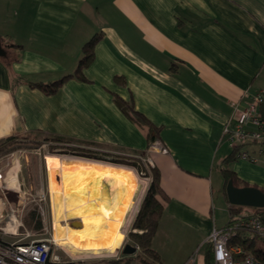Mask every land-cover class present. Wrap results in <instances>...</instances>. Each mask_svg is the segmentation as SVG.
<instances>
[{
  "label": "crops",
  "instance_id": "1",
  "mask_svg": "<svg viewBox=\"0 0 264 264\" xmlns=\"http://www.w3.org/2000/svg\"><path fill=\"white\" fill-rule=\"evenodd\" d=\"M93 36L98 41L84 80L70 77L51 95L33 87L72 75ZM0 39V141L43 136L70 147L148 157L165 197L151 249L161 264H207V237L229 221V213L224 225L215 220V182L227 212L230 207L222 169L234 173L237 187L264 192V164L225 163L233 147L223 136L231 103L242 108L264 89V0H0ZM116 98L158 128L155 140L167 154L151 149L148 127L132 121ZM61 155L42 153L45 170L37 181L46 178L48 193V174L57 191L59 168L75 173L82 160L97 162ZM110 165L141 181L135 169ZM0 175V201L9 191L20 193L17 174L18 189L6 182L9 191L2 189L7 176ZM32 191L39 196L41 189ZM144 191L138 202L132 196L125 234ZM95 205L77 213L85 218ZM125 234H118L122 241Z\"/></svg>",
  "mask_w": 264,
  "mask_h": 264
},
{
  "label": "rangeland",
  "instance_id": "2",
  "mask_svg": "<svg viewBox=\"0 0 264 264\" xmlns=\"http://www.w3.org/2000/svg\"><path fill=\"white\" fill-rule=\"evenodd\" d=\"M68 145L70 144L46 140L43 136L35 137V139H29L27 137L14 138L13 143L10 145L11 147L8 150H3L0 152V173L2 174L4 179L5 176H7L8 178L7 181H4L2 179V189H6L5 183L7 182L8 185L9 177L16 174L19 180V184L22 188V190L18 194L14 193V191H9L6 189L7 191H9V194L2 197V201H0V243L5 242L12 244L53 237L52 200H58L60 190L56 191L54 189V182H52L49 186V180L52 181V176L50 174H48V187L52 188L53 191H49V193L47 191L46 178L43 180H39V182L37 181V178L40 176L42 168L43 170H45L44 163H42L44 161L42 158V153L48 152L49 154H52L50 153L51 148H56L54 149V151H59V148L63 146L67 147ZM39 152L41 153L40 155L38 154ZM53 154L57 155V153ZM129 167L134 169L136 166ZM136 174H138V172ZM137 177L141 181H144L143 176H140L138 174ZM141 181L138 182L139 186L133 195V198L136 202L140 200L143 189H145L146 182ZM42 184L44 186H42ZM214 185V206L216 213V218L215 215L214 218L218 225H224L228 219L227 207L223 202H221L222 194L220 188L218 187L219 183L215 182ZM38 188L41 189L39 196L33 194V191L32 193L29 192V189ZM94 203L95 202L93 201L91 202L81 198L75 203V208L79 211H89ZM134 209L135 207H132V210L127 214L124 229L122 233H120L121 235L125 234L128 224L133 217ZM98 217L99 214H96L80 219L82 221V226L91 225V223H93ZM75 218L76 217H74L73 219H68L67 222L61 221L59 223L61 230L58 237L64 236L66 227H69L70 221L74 220ZM13 219L17 224L15 235H13V233L10 231L5 230L8 224H10L9 222H11V220ZM65 225L67 226L65 227ZM130 231L131 228L129 227L125 240L123 239L117 252L112 256H107V254L101 256L86 255L79 258H73L61 247L59 249L55 248L53 251L61 258L63 262L69 261L70 257L74 260H78L75 261L74 264H142V262H140V259H145L146 262H150V259L142 252V250H139V248L137 252L130 257L125 256L121 253L124 243L127 242L132 246H135L128 238V234ZM121 235L118 236L120 237ZM247 235L249 236V238L255 237L252 233H247ZM257 245L260 246L261 241L256 239V246ZM107 252L110 253V251H106L105 253ZM81 261L84 263H80Z\"/></svg>",
  "mask_w": 264,
  "mask_h": 264
},
{
  "label": "bare ground",
  "instance_id": "3",
  "mask_svg": "<svg viewBox=\"0 0 264 264\" xmlns=\"http://www.w3.org/2000/svg\"><path fill=\"white\" fill-rule=\"evenodd\" d=\"M81 162L86 164L83 169L75 173L66 171L68 167L59 168L62 173V188L59 191L58 200H52V239L73 258L86 255H115L122 243L118 234L122 233L127 214L132 210L131 199L139 186V181L130 174L129 170L122 167L109 164L108 169L107 165L102 163L86 160ZM70 169L73 170V168ZM99 185L101 189L97 194ZM7 186L18 189L15 175L9 178ZM81 197L96 202L93 212L87 213L86 217L99 214L95 222L88 227L82 226L80 219L84 217L78 214L75 208V203ZM74 217L81 226L74 229L65 225L67 227L64 236L58 237L61 230L59 223L67 222ZM16 227L14 220V223L8 224L5 230L15 234ZM106 251L110 253H105Z\"/></svg>",
  "mask_w": 264,
  "mask_h": 264
},
{
  "label": "built area",
  "instance_id": "4",
  "mask_svg": "<svg viewBox=\"0 0 264 264\" xmlns=\"http://www.w3.org/2000/svg\"><path fill=\"white\" fill-rule=\"evenodd\" d=\"M231 107L232 118L223 127V136L233 148H240L236 154L237 159L252 164H264V89L259 90L244 107L241 108L238 102H232ZM153 144L151 149H158L160 153L167 154V149L159 141L155 140ZM243 147H251L252 150L243 151ZM140 161L144 170L149 173L153 167L150 159L142 157ZM138 174L146 181L144 196L151 178L145 177V172ZM241 230L264 238V223L256 211L221 229L213 228L206 239V244L211 250V264H261L240 246L230 245L231 240ZM135 247L138 250V246ZM55 248L60 247L52 237L12 244L3 242L0 243V264H74L78 261L70 257L69 261L63 262L54 253Z\"/></svg>",
  "mask_w": 264,
  "mask_h": 264
},
{
  "label": "trees",
  "instance_id": "5",
  "mask_svg": "<svg viewBox=\"0 0 264 264\" xmlns=\"http://www.w3.org/2000/svg\"><path fill=\"white\" fill-rule=\"evenodd\" d=\"M98 41V36H93L86 44H84L82 48V56L78 61L77 67L72 75L65 76L62 79L50 83V84H35L33 87L40 89L44 94L51 95L54 94L59 87L63 84V82L70 78L75 77L79 80H84L82 75V71L87 68L92 60H93V47L95 43ZM116 105L123 111L132 121L138 123L139 125H144L148 127L149 138L151 141H154L158 136V128L152 126L140 113L135 111L127 102L116 98ZM16 137H8L4 140L0 141V152L3 150H8L11 144ZM46 140L52 142L59 143H69L66 140L48 138L45 137ZM54 149L51 148L50 153H54ZM239 147H234L231 155L225 159V163L229 162L231 159L236 158V154L239 151ZM57 154H65V155H74L79 156L86 159H92L96 161H103L111 164L122 165V166H133L135 167L137 172H145V177L151 178L150 184L145 192V195L141 201V204L138 208V211L134 217L132 222L131 231L128 234L129 240L136 246H138L139 250L150 259V262H146L145 259H140L142 264H161L159 256L151 249V241L155 234V230L158 224V220L163 211V201L165 197H163L162 191L159 186V173L156 169L150 168L149 173L144 170L143 164L140 161V158H131L127 156L121 155H110L106 153H101L89 149H81L70 146H63L59 148ZM142 158V156H141ZM237 159V158H236ZM223 176V194L224 198L227 202L226 194L224 192L226 184L228 181H231L235 187H237V178L234 173L227 170L226 168L222 169ZM52 181L54 182L53 176ZM55 187V186H54ZM250 210L252 212H257L262 220L264 215V211L260 209L248 208V207H235L230 206L228 208L229 213V221L226 225L231 224L233 222L238 221L241 216L239 212H245ZM247 233H252L250 231L241 230L237 233L236 237L231 240V246H240L244 251L250 253L255 259H257L261 264H264V238L259 237L254 234V238H249ZM253 234V233H252ZM256 239L261 241L260 246H256ZM211 252V251H210ZM130 257V256H129ZM139 257V256H137ZM207 264H211V253L208 254Z\"/></svg>",
  "mask_w": 264,
  "mask_h": 264
},
{
  "label": "water",
  "instance_id": "6",
  "mask_svg": "<svg viewBox=\"0 0 264 264\" xmlns=\"http://www.w3.org/2000/svg\"><path fill=\"white\" fill-rule=\"evenodd\" d=\"M3 55H4V50L2 48L1 39H0V56H3ZM61 156H68L71 158H82L79 156L65 155V154ZM83 159H86V158H83ZM88 160H92V159H88ZM97 162H103V161H97ZM104 163H107V162H104ZM225 194H226L227 202L230 206L248 207V208L264 210V192H262L261 190L257 188L235 187L231 181H228L225 187ZM262 222L264 223V215L262 217ZM70 226L72 228H79L81 226V223L77 219H74L72 220V222H70ZM124 236H126V234ZM136 252H137L136 247L132 246L131 244L127 242L122 246L121 253L125 256H131L135 254Z\"/></svg>",
  "mask_w": 264,
  "mask_h": 264
},
{
  "label": "flooded vegetation",
  "instance_id": "7",
  "mask_svg": "<svg viewBox=\"0 0 264 264\" xmlns=\"http://www.w3.org/2000/svg\"><path fill=\"white\" fill-rule=\"evenodd\" d=\"M70 222H72V220Z\"/></svg>",
  "mask_w": 264,
  "mask_h": 264
}]
</instances>
